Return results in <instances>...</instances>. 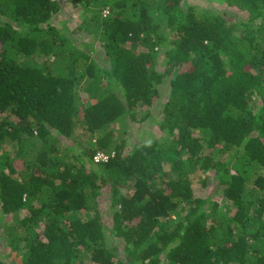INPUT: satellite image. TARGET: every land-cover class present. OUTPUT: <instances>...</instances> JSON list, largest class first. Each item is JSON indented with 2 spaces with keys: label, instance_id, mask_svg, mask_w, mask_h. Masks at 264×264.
Wrapping results in <instances>:
<instances>
[{
  "label": "trees",
  "instance_id": "16d2710c",
  "mask_svg": "<svg viewBox=\"0 0 264 264\" xmlns=\"http://www.w3.org/2000/svg\"><path fill=\"white\" fill-rule=\"evenodd\" d=\"M0 264H264V0H0Z\"/></svg>",
  "mask_w": 264,
  "mask_h": 264
},
{
  "label": "rangeland",
  "instance_id": "374dc122",
  "mask_svg": "<svg viewBox=\"0 0 264 264\" xmlns=\"http://www.w3.org/2000/svg\"><path fill=\"white\" fill-rule=\"evenodd\" d=\"M213 5L218 7L217 3H215ZM71 6H72V4H65V8H66L67 11H66L65 14H62L61 13L60 15H63L61 17L67 18V20H68V22H69V24L71 26H75V24L78 21H80V19H82V11H81L80 7L78 8V6L77 7L76 6L71 7ZM104 11H107V10L105 9ZM61 17L59 16L57 20L58 21H62L61 20ZM144 128H142V127L138 128V131H137L138 133L134 132L135 129L133 128L130 131L128 130V132L126 133V135H127V137H130V139L136 138L135 136L138 135V134L139 135H142V137L145 138V139L150 138L151 137V133H149V131L148 130H145ZM149 128L153 129V127H151V126H149ZM139 131L140 132L142 131V133H140ZM199 190L202 193H204V190L202 189V187H199Z\"/></svg>",
  "mask_w": 264,
  "mask_h": 264
},
{
  "label": "built area",
  "instance_id": "2783aa9c",
  "mask_svg": "<svg viewBox=\"0 0 264 264\" xmlns=\"http://www.w3.org/2000/svg\"><path fill=\"white\" fill-rule=\"evenodd\" d=\"M108 157H109V154H106V153H104L103 151H98V152H96V154L94 155V159H95L96 161H98V160H107Z\"/></svg>",
  "mask_w": 264,
  "mask_h": 264
}]
</instances>
